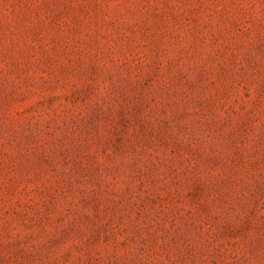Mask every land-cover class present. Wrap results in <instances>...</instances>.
<instances>
[{"label": "rangeland", "instance_id": "374dc122", "mask_svg": "<svg viewBox=\"0 0 264 264\" xmlns=\"http://www.w3.org/2000/svg\"><path fill=\"white\" fill-rule=\"evenodd\" d=\"M0 264H264V0H0Z\"/></svg>", "mask_w": 264, "mask_h": 264}]
</instances>
